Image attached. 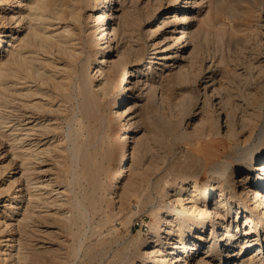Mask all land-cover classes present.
Listing matches in <instances>:
<instances>
[{"label": "bare ground", "instance_id": "obj_1", "mask_svg": "<svg viewBox=\"0 0 264 264\" xmlns=\"http://www.w3.org/2000/svg\"><path fill=\"white\" fill-rule=\"evenodd\" d=\"M130 1L123 6L118 0H0V137L8 138L12 156L5 164L7 154L0 152V264H35L34 247L25 235L36 207L69 224L87 217V198L76 199L75 213L68 214L63 200L67 190L53 189L55 208H50L53 180L37 186L31 177L36 160L63 149L62 142L48 144L49 133L58 126L47 113L59 111L58 98L65 102L63 97L70 99L75 89L82 98V118H90L100 103L112 100L116 109L111 118L122 145L125 148L130 138L135 142L133 162L127 165L132 170L137 163L132 171L134 178L140 174L142 182L162 168L159 154H172L178 143L222 131L233 146L229 159L219 163L202 162L189 152L165 159L171 177L164 184L161 177L153 182L155 200L152 194L140 192L138 179L124 183L118 192L127 172V165H120L107 187L109 202H117L116 214H121L132 198L142 205L150 198L144 210L153 222L145 238L129 242L132 255H115L114 264H264V0H205L208 11L200 21L217 29L219 39L233 47L230 57L221 53L219 60L202 56V38L208 31L192 28L195 9L203 7V0H166L164 12L163 0H148L157 2L154 12L159 10L160 17L145 30V38L137 31L142 9L138 10L137 0ZM152 14L144 13L146 19ZM83 21L96 47L94 74L89 72L91 56L83 55L86 41L79 33ZM147 42L153 48L142 67ZM73 63L77 69L72 78L68 68ZM155 63L161 67L153 74ZM200 78L204 92L193 93L191 87ZM157 97L158 108L152 102ZM160 106L169 110V117L158 112ZM76 115L73 110L70 121L80 122ZM141 122L146 133L137 136L133 126H142ZM74 129L68 132L69 139L76 137L77 133L71 134ZM70 151L75 155L80 150L71 145ZM148 153L155 158L144 166L142 157ZM84 159L87 164L91 161L90 155ZM205 171L208 176L202 181ZM11 173H21L25 186L16 190ZM89 205L94 206L92 201ZM131 222L129 218L121 223L129 230ZM104 246L99 240L89 257H97ZM55 250L47 247L36 254L57 257L60 253Z\"/></svg>", "mask_w": 264, "mask_h": 264}, {"label": "rangeland", "instance_id": "obj_2", "mask_svg": "<svg viewBox=\"0 0 264 264\" xmlns=\"http://www.w3.org/2000/svg\"><path fill=\"white\" fill-rule=\"evenodd\" d=\"M118 1H122L119 3L120 5L122 4L123 6H129L131 4L130 0H118ZM153 1H148V0L147 1L146 0L136 1L138 10L142 9V10H139L138 19L141 20V24L139 23L138 26L140 28L138 27L137 31L144 38L146 34L145 30H147L150 27V25H152L154 22L158 21L160 17L159 10L158 11L156 10L154 12L155 4H157V2H153ZM206 3L207 2L203 0V3H202L204 4L203 7H200V9L199 8L195 9L197 12L196 13L197 17L195 18V21L192 27L193 29L200 28L201 30L208 31L206 36L204 35L202 38L203 49H202L201 54L203 57L205 58L207 57L206 58L207 60H210L209 58L212 59L213 57H214L213 59H215L216 57V59L219 60V55H221V53L225 55L227 54L226 56L230 57L233 47H231L230 44L229 46H227L228 42H226L225 40L219 39L217 29L213 28L212 30L210 26L208 27L206 23H203V21H200L201 19H203V17L205 18V15L207 14L208 7H206L207 6ZM162 4H163L162 6L163 9L161 10V12H164L167 8L166 0H163ZM146 11L153 12V14L148 19H146V15H144ZM83 23L84 24H82L79 29V33L81 34L82 37H84L86 41L85 52L83 55L84 57L85 55L91 56L92 64L89 67V72L94 74L95 68L97 65L96 63L97 61L95 60V58H93L96 47L93 45V39L89 37V32H90L89 25H87L86 21H83ZM119 36H120L119 44H122V42H124L125 39L124 40L122 39L123 35L121 33ZM189 47L191 49V46ZM152 48L153 46L152 47L150 46V42H147L146 51H145L146 53H145L144 59L140 63L142 67H144V65H146V63L149 62V59H150L149 57L151 55L150 53L152 51ZM190 49L188 48V50ZM153 66H154V71H155L153 74H156L157 72H159V68L161 66L159 65V63L157 64L155 63ZM76 69H77V64H74V63L70 65V67L68 68V73L71 75L72 78L76 76V72H75ZM218 78H219V71H218ZM203 81H204L203 78H200L197 81L196 85L191 87L190 91H192V89L194 88L193 93L196 92V90H197L196 93L204 92V82ZM78 92H79L78 89H75L74 95L71 96L70 99L64 96L63 98L65 102H59V100H62L60 99L61 97H59L57 104L60 105V110L52 112V113H47L48 118L51 119V123H55V125L57 124L58 126V127L56 126L58 129H55L54 131H52L54 133H49L48 139L50 140L48 144L52 142L53 144L62 142L61 147L63 149L60 148L62 150L60 151L55 150V152L53 150L51 153L46 154V156L41 157L40 158L41 160L39 159L36 160L37 162L35 163V165H33L34 169L31 172V177L34 178L33 181H37L36 183L37 186L41 185L40 184L41 181H45L46 179H52L53 181L51 185L53 186L51 187L52 190L49 188V190H51V192L49 191L50 195L51 193L52 194L54 193L53 189H60V190L64 189V191L67 190L65 191V197H63L64 198L63 200H65V202L67 201L66 203L64 202L66 206V207L64 206V208H65V212L69 211L68 214H70L71 211H72V214L75 213V211L72 210V207L76 199L87 198L84 200V205L88 210V214L86 217L87 219L85 218L83 219L84 221L81 220L77 224H69L68 222L64 223L62 221H59L55 217L54 218L47 217L45 215L47 213L43 211L39 212V209L44 210L45 208H42L41 206L36 207L34 209L35 218H34L33 223H31L29 227L30 230L28 231L29 237L25 235V237L28 238L26 239L30 242L31 248L34 247L32 251H34L36 255V257H34L35 264H114L115 255H116V258L120 257V255H123L125 253L128 254L127 256L132 255L131 249H133V246L131 247L130 245H128L131 240L137 239L139 237L145 238L148 235V233L151 231L150 225L153 222V219H152V216L149 215L148 212L144 210V207H146L145 204L149 205V202L151 200L150 198L145 200V204L143 203L145 206L142 204H139L136 198H132L131 203L129 204L127 209H125L121 214H116L119 204L117 202H116L117 204L116 203H114V205L111 204L108 200V197L106 196L107 187H108L109 181L113 173L117 171L120 165L124 164L125 166L127 164H132L133 162L131 161L132 155L130 154H132L131 153L133 150L132 148L135 147V142L132 143L133 139L130 138L127 141L128 145H126L125 148L122 145V136L119 133L117 124L111 118L113 111L116 109L112 107L113 103L111 99L109 103H100L98 106V110H96V113L90 118L88 119L82 118V115L79 112V106H81L82 98L80 97ZM136 92H133V94L134 93L138 94V91ZM115 94H116V91H115ZM133 94L131 93L128 95H130L132 98ZM178 95H180L179 92H178ZM157 100H158V97L152 101L153 103H155L154 105L156 107L158 106ZM72 109L76 111L77 118L81 119L80 122L75 123L73 121H70L72 117V112H73ZM165 110L166 108H163L162 106H160V108L158 109V112L161 115L165 114L164 116L169 117L170 116L168 115V113H170L169 110H166V111ZM172 110L175 112L174 108ZM211 110L213 113H217L215 107H211ZM34 111H38V110L35 109ZM60 111L62 113H59ZM136 113H138V110L135 111V114ZM142 123L143 122H141V124ZM144 126L145 125L143 124L141 126L139 123L138 127L136 128V125H134L133 133L136 134L137 136H142L144 133H146ZM71 127L72 129L75 128L74 129L75 131H73L71 134L75 135V133H77L76 137L74 136L71 137L73 143L72 141H70L71 138L69 139L67 135L68 132H70ZM46 140L47 139L43 141H46ZM74 142L76 145L74 144ZM9 144L10 142L8 141V138L2 139V137H0V152H2L3 154H7L5 159L3 160L5 164L8 163L12 158V156L8 154ZM71 145L79 147L80 151L77 152V154L73 155L72 152L70 151ZM232 147L233 146L226 141L222 131L220 134L213 132L212 135L210 136H205V137H200V138L195 137L192 142L187 140L185 142L178 143L172 147L173 148L172 154H169V153L167 154L165 152H161L159 154L158 161L164 164L162 165V168L159 171H156L155 173L151 174L150 179L148 181L147 180H144V182L140 181L141 180L140 174L139 176L135 174L137 178L136 177L134 178V172L136 171L135 169H137L136 168L137 163L136 164L134 163L135 165L133 164V166L130 165L131 167H133L132 170L134 172L130 170L131 168L129 167V165H127V172H125L127 174L124 173L123 177H121L119 181L120 189L118 190V192L119 191L120 193L122 192L123 187L125 186L124 183L127 184V182H129L132 179L133 181H136L138 179L136 183H138V185L140 186V189H139L140 192L143 191L144 193L152 194L154 200L158 199V196L155 195V192H154L155 189H154L153 182L157 179V177H161L162 182L164 179L165 180L170 179L171 176L165 170L167 169L166 160H169V159L173 160V158H175L176 155L178 154L181 155L183 154V152L184 153L189 152V153H193V155H196L197 157H201L202 162L205 161V163L206 162L207 163H219V161L221 160L229 159L228 155H232ZM152 154L153 153H150V154L148 153V155L144 154V156L142 157L143 158L142 164H144V166L148 165V164L146 165V162L147 163L153 162L155 155L154 154L152 155ZM85 155L86 156L90 155L91 157V161L89 164L85 163L84 161ZM151 155H152V158L154 156L153 159H151L150 157ZM160 155L163 157H160ZM123 157L126 158L124 163L122 162ZM149 159L152 161H150ZM39 161H41V163ZM131 173H133V175L130 177ZM11 176L12 177L10 178L12 180L16 179V185H17L16 190L19 189L20 187L25 186V179L21 177V173H15V174L11 173ZM207 176H208L207 171H205L203 173V180L202 179L201 180L205 181ZM94 180L97 182V184H94L93 182ZM139 183H141V185ZM42 191L45 192V190H41L40 193H42ZM36 193H39V192L37 191ZM20 194L21 193L19 192L18 195ZM51 196H52L51 198H48L49 203L50 202L52 203V198H54V195H51ZM43 197L45 196L43 195ZM7 198L8 197H6L5 199ZM44 201L45 200H43L42 202ZM90 201H92V203L94 204L93 207L89 205ZM37 204L42 205L43 203L39 202ZM50 208H55L53 203H52V206L50 204ZM147 208L148 207H146L145 209ZM131 213H133L131 217H128L130 216ZM36 214H38V216H36ZM129 218H131L132 222L129 224L130 229L128 230V227L123 226L121 222L122 220H127ZM108 220H112V221L108 222ZM29 233L31 236L29 235ZM47 233H49V235ZM99 240L100 242H105V246L104 248L102 247L101 249H99L100 254L97 257H95L94 259L93 258L91 259L89 257V252L94 249L95 244L99 243ZM47 247L51 250L52 249L59 250V253H60L59 256L56 257L54 256L53 253L48 255L45 252H43L42 254L40 253V255L36 254L39 251L41 252L44 251V249H47ZM130 259L131 258L129 257V260ZM132 259L135 261L139 260L137 256L136 257L132 256Z\"/></svg>", "mask_w": 264, "mask_h": 264}]
</instances>
